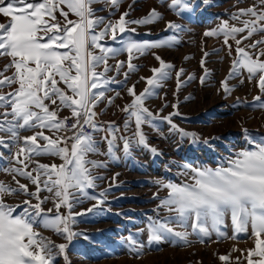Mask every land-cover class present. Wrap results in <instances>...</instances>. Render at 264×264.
Wrapping results in <instances>:
<instances>
[{
	"label": "snow or ice",
	"instance_id": "6c2138e0",
	"mask_svg": "<svg viewBox=\"0 0 264 264\" xmlns=\"http://www.w3.org/2000/svg\"><path fill=\"white\" fill-rule=\"evenodd\" d=\"M121 3L122 0H0V58L8 61L0 68V161L3 162L0 171L10 175L13 182L0 181V264H56L59 257L70 264L66 250L74 237L82 235L73 230L76 217L98 213L106 202L104 197L108 191L104 189L98 196L87 191L96 188L98 179H104L93 175L94 170L108 166V160H92L89 155L116 158L115 133L118 129L114 122H107V128L98 124L95 109L105 101V108L114 104L120 93L107 95L113 91L109 85L125 84L129 74L138 70L132 62L136 54L144 55L149 50L180 43L176 35L155 41L135 39L139 27L161 20L162 14L152 8L142 17L130 19L133 4H129L128 10L113 19ZM199 4L208 6L209 0H170L168 7L181 15L192 13ZM231 19L242 26L222 21L217 29L203 33L205 37L223 34L230 57L229 39L235 43V57L218 91L230 95L233 89L229 80L239 78L243 84L242 73L246 72L248 81H255L261 94L253 100L260 102L264 96V0L237 9ZM165 31L179 33L183 26L167 21ZM238 34L245 35L237 38ZM144 35H151V32ZM257 35L259 38L253 39ZM108 40L119 41V46L102 43ZM121 53L127 54L126 61L116 59ZM152 55L159 67L150 69V77H140L147 86L139 94L135 92V85L127 88L131 102L120 108L129 120L135 119L133 138H121L123 152L128 156L134 147L148 149L154 155L162 154L148 144L142 131V125H152L157 118L166 121L170 130L177 131L181 138H188L191 144L200 142L196 133L179 129L173 123L172 117L181 115L176 110L177 104H172L174 111L163 117L145 107V100L163 86L174 68L154 51ZM208 56L205 51L200 60L204 70L201 85L209 75L205 67ZM110 59L115 60V64H110ZM125 66L124 80H118ZM109 72L115 75L109 76ZM183 75V68L175 72L177 92L193 79L189 76L182 80ZM237 102H240L239 97ZM258 106L264 108V103ZM65 109L69 115L61 118L60 112ZM69 122L71 127H68ZM127 127L126 120L125 129ZM105 131L108 135L103 139L107 142V152L101 153L95 133ZM23 132L31 134L22 135ZM243 132L248 147L230 157L227 166L198 168L183 164L180 166L186 170L183 174L191 173V182L154 181L167 190L166 198L153 195L154 199H160L154 211L164 208L173 215L150 218L147 225L149 243L176 238L187 244L192 234L204 243V238H210L213 232L220 239L226 235L220 226L225 224L227 217L233 230L232 239L251 227L255 247L246 250L247 264H264V137L257 140L248 135L247 129ZM203 143L208 144V140ZM41 156L57 157L62 163H41L36 159ZM21 178L35 186V190L21 183ZM45 191L49 195L42 197L40 194ZM77 193L96 203L73 214L74 203L84 202ZM21 195L26 198L20 203H7V197ZM49 201L53 207L45 209L44 204ZM62 207L68 209L67 215L61 213ZM36 225L62 237L66 243H56L43 236L35 230ZM176 225L185 230H177ZM189 226L191 232L187 230ZM128 241L130 248L135 250L138 241L131 236ZM233 251H241L242 255L244 252L236 248ZM219 260L228 264L230 255H221ZM236 264H240V257Z\"/></svg>",
	"mask_w": 264,
	"mask_h": 264
},
{
	"label": "rangeland",
	"instance_id": "374dc122",
	"mask_svg": "<svg viewBox=\"0 0 264 264\" xmlns=\"http://www.w3.org/2000/svg\"><path fill=\"white\" fill-rule=\"evenodd\" d=\"M169 2L170 0H122L113 17L117 19L120 12L128 10V5L133 4L130 19L143 16L155 8L163 17L168 16V21L183 26V31L179 33L168 31L180 41L173 46L172 51V90L170 92L168 87V98L165 99V93L160 96L155 106L156 111L152 113H158L159 117L167 116L174 111L171 105L177 104L176 110L181 115L173 116V123L179 129L196 133L200 142L191 144L188 138H181L177 131L170 130L171 126L159 118L152 121V125H149L151 128L142 127V131L148 144L162 154L154 155L148 149L134 147L130 156L125 155L121 138L131 139L134 133L122 132L116 137V158L105 159L104 155V159H99L108 160V166L94 170L93 175L103 176L104 179H98L96 188L87 190L90 195L98 196L101 191L108 189L104 197L106 202L98 213L76 217V223L72 227L82 235L74 237L66 250L70 264H223L219 260L221 255H230L228 264H236L237 257H240V264H247L244 258L247 255L246 250L255 247L250 226L237 239L231 238L233 230L227 217L225 224L220 226L226 235L220 239L213 232L210 238H204V243L199 242L196 234L188 237L187 244L176 238L158 244L148 242L147 225L150 218L173 215L164 208L159 209V212L154 211L160 199L167 196V190L154 183L156 179L175 183L191 182V173L184 175L186 170L181 165L189 164L198 168L227 166L230 157L248 147L243 129H247L248 135L257 140L264 137V108L258 106L259 103H264V96L260 102L253 100V97L261 95L255 81L250 83L247 73L243 72V84L239 82V78L229 80V86L233 89L230 95H225L222 90L218 91L220 81L226 77L231 59L235 57L234 41L229 39L228 42L232 45L230 57L223 34L211 37L203 35L206 30L217 29L222 21L242 26L239 21L231 19V14L239 8L257 4L258 0H209L208 6L199 4L192 13L181 15H176L169 9ZM245 34H238L237 38ZM258 38L259 35L253 37ZM205 51L209 53L205 64L209 75L205 84L201 85L200 77L204 75V70L200 66V60ZM185 57L189 59L186 60ZM169 60L168 56V63ZM7 62L6 58H0V68ZM181 68L184 69L182 80H187L189 76L193 79L177 92L175 72ZM185 97L189 99L186 100ZM237 97L240 98L239 103ZM130 127L136 131L135 119L128 122L127 128ZM30 134L31 132L22 133ZM205 139L208 144L203 143ZM36 159L41 163H48L42 157ZM56 163L60 164L62 161ZM0 165H3L2 161ZM0 181L13 183L11 176L3 171H0ZM20 182L29 184L22 178ZM110 184L112 186L109 188ZM29 187L30 190H35V186L29 184ZM154 194H158L160 199H154ZM40 195L43 197L49 194L45 191ZM77 196L84 202L74 203L73 214L96 203L95 200H87L78 193ZM25 198L21 195L7 197L6 200L7 203L15 205ZM52 207L51 201L44 204L45 209ZM60 211L64 215L68 214L66 207H62ZM175 227L179 231L185 230L179 225ZM35 230L56 243H66L62 237L55 236L40 225H36ZM187 230L191 232L190 226ZM129 236L138 241L135 250L129 246ZM233 248L244 250L243 255L241 251H233ZM56 264H65L63 257H59Z\"/></svg>",
	"mask_w": 264,
	"mask_h": 264
},
{
	"label": "crops",
	"instance_id": "0c3cea01",
	"mask_svg": "<svg viewBox=\"0 0 264 264\" xmlns=\"http://www.w3.org/2000/svg\"><path fill=\"white\" fill-rule=\"evenodd\" d=\"M142 17L138 16L137 18ZM115 19L114 17H112ZM136 19V18H135ZM168 21V16H162V19L147 26H141L138 28V35L135 39L137 40H151L155 41L158 39H165L167 37L172 36V33L168 31H164L166 27V22ZM164 27V28H163ZM151 32V35H144L146 32ZM161 33V34H157ZM102 43H107L108 45L112 47H118L119 46V41L117 42H112L111 40L102 42ZM155 52L156 54L160 55L162 59H164L166 62H168V56L170 57L169 62L172 63V51H173V46L172 47H163L160 49H154V50H149L146 54L144 55H139L136 54V58L132 61L135 65H137L138 70L135 72H132L129 74L127 82L123 85L120 84H111L109 85L110 89L113 91H109L107 95L109 96H114L115 92H119L120 95L117 97L114 101V104L111 106H108L105 108L106 101L104 103H101L95 111L97 112V117H96V122L98 124H102L105 128H107V122H114L116 128L118 131H116L115 135L116 137L120 136L122 132H133L135 133L134 129L127 128L125 129V121L127 120L128 122L133 120H129L128 115L122 111H120V108H123L126 104H129L131 102L132 97L128 95L127 88L132 87L135 85V92L139 94L144 90V88L147 86L146 82L144 80H141L140 77H150L152 75L150 69L153 67H159V63L154 59L152 52ZM118 60H127V54L126 53H121L118 57H116ZM110 64H115V60H109ZM127 68L125 66L124 69L121 70V73L119 76H117L118 80L123 81L124 76L123 72L126 71ZM171 71V76L169 79L163 82V86L157 90H155V94L153 96L148 97L145 100V107H147L151 112H155V106L157 105V101L160 96L165 93V99L168 98V87L170 89V92L172 90V70ZM109 76L115 75V72H109ZM101 109H104L103 112H101ZM69 115L68 110H63L60 112L61 118L64 116ZM142 127H145L146 129L151 128L149 125H142ZM47 134V133H46ZM108 134L107 132H98L95 133V140L97 141L98 147L100 149L101 153H105V145H106V140L103 138L106 137ZM42 158L45 159L48 163H53L59 161V158L57 157H50V156H41ZM104 155H89V159L92 160H99V159H104ZM109 157L105 156V159Z\"/></svg>",
	"mask_w": 264,
	"mask_h": 264
},
{
	"label": "built area",
	"instance_id": "2783aa9c",
	"mask_svg": "<svg viewBox=\"0 0 264 264\" xmlns=\"http://www.w3.org/2000/svg\"><path fill=\"white\" fill-rule=\"evenodd\" d=\"M68 127H71V122H69ZM85 131H90V130L89 129H85Z\"/></svg>",
	"mask_w": 264,
	"mask_h": 264
}]
</instances>
